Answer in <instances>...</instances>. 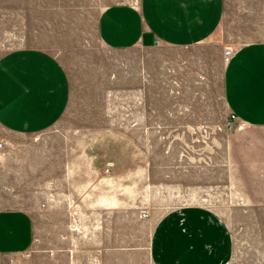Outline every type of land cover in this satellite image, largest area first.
Segmentation results:
<instances>
[{
    "label": "rangeland",
    "instance_id": "obj_1",
    "mask_svg": "<svg viewBox=\"0 0 264 264\" xmlns=\"http://www.w3.org/2000/svg\"><path fill=\"white\" fill-rule=\"evenodd\" d=\"M119 4L140 0H0V56L44 50L71 84L52 128L0 127V194L19 197L35 230L0 264H154L156 223L188 206L226 226L227 264H264V126L230 121L224 95L225 52L264 42V0H225L198 45L113 49L98 22Z\"/></svg>",
    "mask_w": 264,
    "mask_h": 264
},
{
    "label": "crops",
    "instance_id": "obj_2",
    "mask_svg": "<svg viewBox=\"0 0 264 264\" xmlns=\"http://www.w3.org/2000/svg\"><path fill=\"white\" fill-rule=\"evenodd\" d=\"M225 17V0H140L106 7L99 18L102 42L113 49L188 47L212 39ZM230 113L264 126V42L235 50L224 71ZM71 99L68 73L44 50L20 47L0 56V127L13 134L52 128ZM32 213L15 195L0 194V257L28 252L34 242ZM231 237L214 212L199 206L172 210L156 223L150 251L154 264H227Z\"/></svg>",
    "mask_w": 264,
    "mask_h": 264
},
{
    "label": "built area",
    "instance_id": "obj_3",
    "mask_svg": "<svg viewBox=\"0 0 264 264\" xmlns=\"http://www.w3.org/2000/svg\"><path fill=\"white\" fill-rule=\"evenodd\" d=\"M135 4H137V2H135ZM224 55H225V58H226L227 63H228L231 60V58L233 57L234 52L231 51V50H227ZM229 120L233 121V122H240V119L238 118V116L235 113H230L229 114ZM4 146H5V144L3 142H0V149H2ZM108 171H109V168H107V172ZM42 207H45V205L43 204ZM149 216H150V214H149L148 211H144L141 214L142 218H148Z\"/></svg>",
    "mask_w": 264,
    "mask_h": 264
}]
</instances>
